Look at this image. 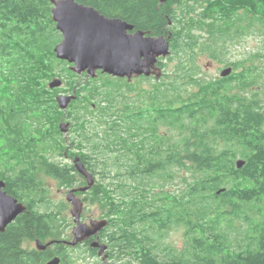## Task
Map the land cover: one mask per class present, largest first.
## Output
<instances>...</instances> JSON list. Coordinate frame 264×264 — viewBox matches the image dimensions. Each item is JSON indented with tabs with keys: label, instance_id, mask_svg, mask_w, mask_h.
<instances>
[{
	"label": "trees",
	"instance_id": "obj_1",
	"mask_svg": "<svg viewBox=\"0 0 264 264\" xmlns=\"http://www.w3.org/2000/svg\"><path fill=\"white\" fill-rule=\"evenodd\" d=\"M77 1L105 16L131 21L151 35L171 34L166 58L180 54L175 73L189 75L197 86L182 94L180 77L167 75L166 81L149 82L146 90L98 71L75 89L76 98L69 104L76 133L71 143L94 177L108 179L76 194L102 207L108 221L102 231L114 240L113 250L130 257L129 264H264V226L236 249L225 245L216 231L219 220H232L244 204L264 202V111L244 94L257 84L260 75L254 73L263 68L244 65L228 76L199 81L194 56L188 55L196 47L195 28L208 32L213 46L206 48L216 57L219 39L223 45L233 31L249 28V23L234 21L238 12L262 19L264 25V0ZM191 2L203 3L197 17L190 15ZM51 7L50 0H0V68L6 67L0 74L12 80L0 78V179L6 192L26 205L0 232V264H46L47 249L25 243L44 242L62 229L60 213L46 208L48 189L38 170L66 187L82 177L73 163L49 161L46 155L50 148L62 156L69 149L58 127L62 112L55 101L57 88L42 82L56 75L48 64L55 57L50 43H56L54 34L60 35ZM177 8L188 14L182 24ZM158 64L162 69L167 65L162 58ZM75 86L70 84L68 91ZM81 98L85 102L77 107L75 101ZM101 125L105 129L97 128ZM161 125L173 132L160 134ZM238 146L245 161L240 168L234 160ZM173 168L190 172L189 190L175 196L162 185L149 192L153 178L158 182L162 173L171 178ZM221 188L225 190L217 194ZM173 224L183 225L184 244L178 249L165 245L160 251L155 236Z\"/></svg>",
	"mask_w": 264,
	"mask_h": 264
},
{
	"label": "rangeland",
	"instance_id": "obj_2",
	"mask_svg": "<svg viewBox=\"0 0 264 264\" xmlns=\"http://www.w3.org/2000/svg\"><path fill=\"white\" fill-rule=\"evenodd\" d=\"M203 3H197V2H191L190 8H192V12L190 15L194 14L196 17L199 16L201 13ZM200 12V13H199ZM186 13V15H185ZM180 8H177V14L178 19L181 21V24L183 23L185 16H187V11ZM183 14V15H182ZM249 13L247 12H238L237 15L234 17V21L237 24L245 25L249 23V28L244 29L243 33L235 34L234 31L231 33V39L227 40L223 45L221 44V40L219 39L216 44L218 45L215 49V55L216 57L212 56V51L207 50L208 46H213L212 43H208V39L210 36L208 35V32L202 29L195 28L192 30V33L194 36H197L196 40V47L194 49V52L188 53V55L194 56L195 64L197 65L194 67V70L196 72L195 76L199 79V81L203 80H211L215 79L220 76V72L222 69L230 67L231 73L232 72H239L241 67L244 65H251L255 64L258 66V68L261 66L264 69V25L262 24V19L258 20H252V17L248 16ZM178 23V22H177ZM252 23V24H251ZM58 31V30H57ZM59 32V31H58ZM60 33V32H59ZM56 38V43L52 45L50 43V46L54 47L57 45L58 42L61 41L62 35L54 34ZM215 45V44H214ZM214 48V47H213ZM182 55V53H181ZM55 56V53H54ZM180 54L174 53L173 57L168 60L167 58H162V60L167 63L166 67L162 69V74L159 79L155 80L154 76H149V80H137L138 78L132 77V82L135 84H140L143 89L148 90L150 88V83L157 81H166V76L169 75V78H176L179 76L180 81L177 79L178 85L180 87V92L182 94L185 93L186 89L188 90H196L197 86L195 83L191 82L189 79V75L180 74L177 75L175 71H177V64H178V57ZM184 57V56H183ZM49 67H53L55 71V76L51 77L49 80L42 81L46 85L54 79L58 78L62 80V84L60 87L57 88L56 93L54 94L55 97L61 94L69 95L73 94L74 90L77 88V86H85L86 81L90 76H88L85 72L82 74H77L70 70L71 63H68L67 61L61 62L59 59L55 57L51 58L48 61ZM6 69V67H3V69L0 68L1 72H3ZM11 69V68H10ZM13 69V68H12ZM260 70L259 72H255L257 77L256 81L257 84H255L254 87H248L246 91H244V94L250 98L255 99L258 101V103L261 105V110L264 111V70ZM75 74L76 76H72V74ZM194 72V73H195ZM230 73V74H231ZM229 74V75H230ZM173 75V76H172ZM176 75V77H174ZM12 78L17 76L10 75ZM5 78L7 75L0 74V78ZM113 77V76H112ZM10 82L12 81L11 78L7 77ZM194 79V78H193ZM186 82H191L188 85H185ZM70 84L76 85L74 88H72V91H68V86ZM14 85V84H12ZM16 87V86H15ZM17 88V87H16ZM1 89V86H0ZM86 93V89H83L82 91ZM134 94V93H133ZM132 97V94H130ZM185 96V95H183ZM79 99V98H78ZM75 101V105L79 107L81 103H84V98H81L80 100ZM75 100V99H74ZM127 101H131V99H128ZM71 108L68 106L66 110H61V115L59 117V122H68L69 127L68 131L63 134L62 133V139L64 141L65 147H69L68 151L67 149L64 150V155H60L57 153L58 151H51V148L49 151L46 152L47 159L51 161L52 159H55L58 162H66V163H73L72 159L74 156H78V148L76 146L72 145L71 139L75 137L76 133L71 128V122L74 121V117L69 116L72 111H70ZM74 112V111H73ZM92 118V116H89ZM89 119V118H88ZM32 120H34V115H32ZM29 122V121H28ZM29 125V123H28ZM31 127L34 128V123L31 125ZM99 130L105 129L104 125H101L97 127ZM33 130V129H32ZM160 134L167 132H173L172 129L166 127L165 125H161L159 127ZM23 133H26L25 131ZM101 134V131H100ZM86 150V149H85ZM242 147L238 146L236 147L237 155L235 157V163L237 160H244L243 157V151ZM40 159V158H39ZM3 161V156L0 155V162ZM40 163V161H39ZM3 166V165H2ZM37 171V170H36ZM39 172V177L43 180L44 185L48 189V195L47 200L49 201V205L46 204V208L49 209L53 208L57 210L60 214V221L61 226L64 231L71 232L72 228L74 227L73 217L70 214L71 204L66 200V195L68 191L72 188H77L84 186L86 184L82 185L83 178L80 176L78 177L77 183H75L71 187L61 186L55 179L45 176L41 171ZM81 175V174H80ZM161 176L158 177V182L155 180L156 178H153L154 180L151 182L149 188V192H157L159 190V187L164 185V190H166L167 193L173 194L175 196H180L182 194H185L189 190L190 185L192 184V175L190 172H187L185 170H179L177 168H173V176L171 178L164 177L165 174H160ZM168 178V179H165ZM85 179V178H84ZM96 180H103L100 174L95 175V181ZM103 182L106 184L108 183V179H104ZM129 182V180H127ZM129 184V183H128ZM225 190V189H224ZM142 191H139L138 194H142ZM143 194H148L143 193ZM78 197H80L83 201V209L81 212V219L82 222L88 223L90 220H101V219H107L104 217L102 211V207L98 203H91L89 200H83V194H76ZM42 209L44 207L42 206ZM228 216V215H227ZM220 224V230L218 231V234L221 238V240H225L224 244L232 247V248H238V246H242L245 243V238L248 235L253 234L254 230L261 229L264 226V202L260 203H250L244 204L242 207V211L239 212L238 215H234L233 219L228 221L227 219L219 220ZM255 235V234H254ZM184 227L182 224H173L171 227H169L167 230H163L160 232V235L155 236V244L157 243L160 251L163 246H171L175 247L176 249L181 248V246L184 244ZM47 239L43 242L45 243ZM26 247L32 248L35 247V241H28L25 243ZM81 252L87 256V253L84 249H79L76 251H72L73 255H80ZM160 255H162V252H160ZM83 255H81L82 257ZM89 256V255H88ZM91 258V257H89ZM89 260V259H88ZM91 262V259L89 260ZM126 262L128 263L129 260L127 259ZM74 264H82L80 261H75ZM86 264V263H83Z\"/></svg>",
	"mask_w": 264,
	"mask_h": 264
},
{
	"label": "water",
	"instance_id": "obj_3",
	"mask_svg": "<svg viewBox=\"0 0 264 264\" xmlns=\"http://www.w3.org/2000/svg\"><path fill=\"white\" fill-rule=\"evenodd\" d=\"M166 0H161L165 2ZM51 18L55 22V28L61 33L62 39L54 47L53 51L57 59L71 63L70 70L82 74L86 73L91 78L97 76L98 71L113 77L126 78L154 76L159 79L162 68L158 62L160 58H166L170 53L171 34L151 35L148 31L137 30L130 34L128 30L133 26L119 17H108L100 13L93 6L84 5L77 0H50ZM231 73V68L221 70L220 76L225 77ZM62 80L52 79L48 83L50 89L58 88ZM76 98V91L69 95L55 97L60 110H66L70 102ZM59 130L65 134L69 123L60 122ZM73 165L81 174L86 184L72 188L66 195V200L71 204L70 214L75 223L72 228L74 238L69 242L75 245L85 238L92 237L101 231L107 224V219L90 220L88 223L80 220L83 209V201L76 192H85L95 184L94 175L86 168L79 156H74ZM244 160H237L236 166L240 168ZM224 189L217 190V194ZM26 210V205L18 198L7 193L5 182L0 179V232L13 222L18 215ZM48 243L39 239L35 240V247L45 249ZM93 247L100 246L101 253L105 244H99L96 240L91 243ZM59 258L54 257L46 264H58Z\"/></svg>",
	"mask_w": 264,
	"mask_h": 264
},
{
	"label": "flooded vegetation",
	"instance_id": "obj_4",
	"mask_svg": "<svg viewBox=\"0 0 264 264\" xmlns=\"http://www.w3.org/2000/svg\"><path fill=\"white\" fill-rule=\"evenodd\" d=\"M100 12V11H99ZM101 13V12H100ZM109 17V16H108ZM115 17V16H113ZM120 18V17H119ZM122 19V18H121ZM124 20V19H122ZM126 21V20H125ZM127 23L133 26L132 29L128 30V33L132 34L137 30L146 31L145 29L137 26L131 21H126ZM41 171V170H38ZM80 220L81 216H80ZM75 224V223H74ZM74 238L73 231L67 232L64 230H59L55 233L54 236H49L45 243H48L45 249H47L51 260L54 257L59 258L58 264H74L75 261H80L82 264H129L126 260H130V257L123 255H119L113 250V241L108 239L106 232L102 230L93 235L92 237L85 238L82 241L77 242L75 245L69 244ZM97 241L99 244H105L106 248L101 252L100 246L93 247L91 243L93 241ZM79 249H84L87 253V256L83 252L80 251V255H73L72 251H76ZM118 250V247H116ZM81 255H83L81 257ZM89 255V256H88ZM91 257V258H89ZM91 259V262L89 260Z\"/></svg>",
	"mask_w": 264,
	"mask_h": 264
},
{
	"label": "bare ground",
	"instance_id": "obj_5",
	"mask_svg": "<svg viewBox=\"0 0 264 264\" xmlns=\"http://www.w3.org/2000/svg\"><path fill=\"white\" fill-rule=\"evenodd\" d=\"M183 15V14H182ZM182 21V20H181Z\"/></svg>",
	"mask_w": 264,
	"mask_h": 264
}]
</instances>
